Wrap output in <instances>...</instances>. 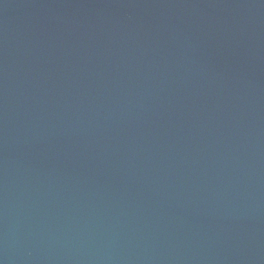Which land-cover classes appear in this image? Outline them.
Masks as SVG:
<instances>
[{
	"label": "water",
	"instance_id": "water-1",
	"mask_svg": "<svg viewBox=\"0 0 264 264\" xmlns=\"http://www.w3.org/2000/svg\"><path fill=\"white\" fill-rule=\"evenodd\" d=\"M0 264H264V0H0Z\"/></svg>",
	"mask_w": 264,
	"mask_h": 264
}]
</instances>
